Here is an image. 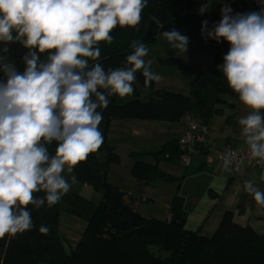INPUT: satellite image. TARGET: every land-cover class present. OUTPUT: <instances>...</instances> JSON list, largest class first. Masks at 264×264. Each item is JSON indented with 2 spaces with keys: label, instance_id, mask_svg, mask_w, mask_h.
<instances>
[{
  "label": "clouds",
  "instance_id": "clouds-1",
  "mask_svg": "<svg viewBox=\"0 0 264 264\" xmlns=\"http://www.w3.org/2000/svg\"><path fill=\"white\" fill-rule=\"evenodd\" d=\"M219 3V23L209 29L203 21L201 34L229 45L218 70L249 110L238 120L248 158L264 161V0L260 11L236 14L225 0ZM147 5L148 0H0V238L31 230L29 206L52 207L76 183L75 175L69 183L65 169L73 173L102 146L98 109L108 107L109 97L131 95L137 72L146 88L161 79L145 60L149 48L135 40L128 67L89 65L99 60L100 43H112L117 26L140 24ZM212 5L205 0L199 14ZM161 35L172 49L188 51L189 38L181 31ZM17 43L27 50L22 72L4 55ZM53 142L54 155L47 147ZM221 160L226 171L244 163L231 149ZM259 179L264 181V172ZM254 184L245 180L243 189L264 207V192ZM39 192L45 195H34ZM48 232L40 226L39 233Z\"/></svg>",
  "mask_w": 264,
  "mask_h": 264
},
{
  "label": "trees",
  "instance_id": "trees-1",
  "mask_svg": "<svg viewBox=\"0 0 264 264\" xmlns=\"http://www.w3.org/2000/svg\"><path fill=\"white\" fill-rule=\"evenodd\" d=\"M199 1L148 0L140 24L136 28L117 26L112 32V43H100L101 56L98 61L89 60V65L99 62L105 70L128 67L126 57L132 52V41L142 42L146 47L156 44L158 34L151 41L145 40L152 20L159 23L161 33L175 28L190 41L217 44L201 34L203 21H208L209 29L214 24L195 13ZM7 47L9 51L4 55L22 72L25 67L22 57L27 50L18 43ZM154 83L146 88L143 76L137 72L133 92L124 97V102L112 96L106 109H98L103 115L99 125L103 144L79 163L73 174L100 193L99 203L70 189L52 207L45 205L37 210L30 205L31 230L0 238V264H264V236L249 225L237 223L234 213L224 215L213 237H203L199 231L183 230L181 223L186 222L187 213L183 198L173 202L169 218H147L126 202L124 190L110 182L111 167L120 164L119 155L108 142L113 121L181 124L192 115L207 126L222 96L239 99L218 65L201 71L193 79L190 96L156 90ZM47 147L54 155L56 142ZM185 154L180 139H173L154 151L131 152L129 156L134 160L131 176L145 184L178 182L180 178L165 173L160 164H177ZM34 195L43 197L45 193ZM62 211L87 222L82 238L69 251V243L59 230ZM41 225L49 228L46 235L39 233Z\"/></svg>",
  "mask_w": 264,
  "mask_h": 264
},
{
  "label": "crops",
  "instance_id": "crops-1",
  "mask_svg": "<svg viewBox=\"0 0 264 264\" xmlns=\"http://www.w3.org/2000/svg\"><path fill=\"white\" fill-rule=\"evenodd\" d=\"M204 2L205 0H200L197 4L195 8L197 15H200L199 8ZM219 2L220 0H213L211 10L200 16L208 19L212 24L219 23L223 7ZM225 2L232 8L233 14L260 11L262 7L261 0H225ZM148 48L149 54L145 60H150L152 71L161 76V79L154 83L156 90L190 96L193 79L207 68L222 65L229 45L226 42L215 44L189 40L188 51L184 54L172 49L159 32L156 44ZM220 99V103L215 108L216 112L207 121V126L202 125L192 115H188L181 124L155 123L161 128H153L151 131L147 130L146 124L137 120L124 121L126 127L122 133L144 139L162 138L165 141L158 146L160 148L173 139L181 140L186 132L188 118L191 117L200 124L201 132L206 137L207 147L222 150L231 146L240 151H247L248 147L241 135L238 120L246 116L249 110L239 99L226 96ZM163 125L168 126L166 131L163 130ZM143 147H146L145 144ZM207 147L203 144L198 145L189 162H184L182 159L177 164H160V168L165 173L180 178L178 182L158 181L145 184L138 183L133 178L134 181L130 184L135 187L139 196L134 197L133 200L126 196V202L140 214H142L141 210L148 211L156 205L163 206L162 211L166 216L162 219H166L170 217L173 202L181 197L184 199L187 212L186 222L181 223V226L186 232L199 231L200 236L211 238L220 227L224 215L232 212L237 223L249 225L256 233L264 236V207L257 205L253 196L243 189L244 181L251 179L255 181L254 186L264 192V181L259 179L260 174L264 172V161L257 160L255 166H245L240 171H236L233 165L230 171H226L221 167L222 163L208 162ZM159 148L138 152L154 151ZM79 181L82 183V180ZM110 182L113 183L111 180ZM84 186L88 190L92 189ZM155 217L160 219L158 216Z\"/></svg>",
  "mask_w": 264,
  "mask_h": 264
},
{
  "label": "rangeland",
  "instance_id": "rangeland-1",
  "mask_svg": "<svg viewBox=\"0 0 264 264\" xmlns=\"http://www.w3.org/2000/svg\"><path fill=\"white\" fill-rule=\"evenodd\" d=\"M120 99L123 102L125 101L124 97L123 98L120 97ZM113 122L114 124H112V126H110L109 128L108 142L112 147H114L116 153L119 155L120 164L111 167L110 180L116 186H120V188L125 192L127 191L128 194L126 192V196L128 197V199L133 200L134 197H138L139 195L135 187L130 184L131 181H134L133 177L131 176V170L134 164V160L129 156V154L131 152L146 151L150 148H159L158 146L163 144L165 140L162 138L155 140L147 139V138L144 139V138L132 136L129 133L124 135L122 132H124V128L126 127L125 122L121 120H115ZM138 122L146 124L145 126L148 131H151L153 128H158V129L161 128V126L157 127V124H155L154 122H146V121H138ZM163 126H164L163 130L166 131L168 129L167 128L168 126L167 125H163ZM154 132L158 133L157 131ZM143 144H145L146 147H143ZM151 144L153 145L151 146ZM64 175L69 180V183H71V175L74 174L73 173L68 174L65 169ZM70 189L91 199L95 203H99V201L101 200V198L99 197L100 195L99 192H95L93 189L88 190L87 188H85L83 183H81L78 179H76V183L72 184ZM162 208L163 206L156 205L148 211L141 210V212L142 215L147 218H154V216H158L160 219H162L163 217L165 218L166 216V214H164V212L162 211ZM86 226H87V222L83 218L75 216L67 211H62L60 217V223H59V230L69 243L68 245L69 247H67L68 251L70 250V247L74 248L77 246L78 242L83 236ZM40 264H44V263H40Z\"/></svg>",
  "mask_w": 264,
  "mask_h": 264
},
{
  "label": "built area",
  "instance_id": "built-area-1",
  "mask_svg": "<svg viewBox=\"0 0 264 264\" xmlns=\"http://www.w3.org/2000/svg\"><path fill=\"white\" fill-rule=\"evenodd\" d=\"M200 124L197 123L193 118L189 117L187 122V132H185L184 136L180 140V145L183 151L186 154L183 157L184 162H189L190 156L196 152L198 145L203 144V146L207 147L206 137L201 132ZM209 148V147H207ZM231 149L234 153L238 154V157L243 159L244 163L239 167H235L236 171H240L245 166H255L257 164V160H251L248 158V151H240L235 147H227L222 150H214L209 148L207 159L209 163H222L221 157L227 151Z\"/></svg>",
  "mask_w": 264,
  "mask_h": 264
},
{
  "label": "water",
  "instance_id": "water-1",
  "mask_svg": "<svg viewBox=\"0 0 264 264\" xmlns=\"http://www.w3.org/2000/svg\"><path fill=\"white\" fill-rule=\"evenodd\" d=\"M161 26L156 20L150 21L147 27L145 40L151 41L159 32H160Z\"/></svg>",
  "mask_w": 264,
  "mask_h": 264
}]
</instances>
